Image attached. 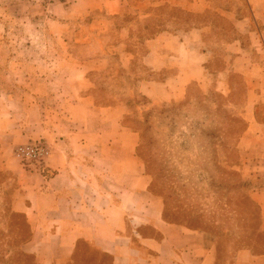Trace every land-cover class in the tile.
Listing matches in <instances>:
<instances>
[{
  "label": "crops",
  "instance_id": "crops-1",
  "mask_svg": "<svg viewBox=\"0 0 264 264\" xmlns=\"http://www.w3.org/2000/svg\"><path fill=\"white\" fill-rule=\"evenodd\" d=\"M156 4L176 13L166 11L153 35ZM228 23L239 38L223 42L224 55L237 66L208 69L207 42ZM141 67L165 76L148 79ZM238 72L249 84L240 170L264 229V0H0V188L1 198L12 197L9 211L29 224L23 251L38 264H66L85 243L112 264H216L208 232L165 219L127 119L129 99L177 100L210 76L227 94ZM122 73L135 89L101 87V78ZM38 139L51 154L20 163L16 146ZM234 260L264 264V253L241 249Z\"/></svg>",
  "mask_w": 264,
  "mask_h": 264
},
{
  "label": "rangeland",
  "instance_id": "rangeland-1",
  "mask_svg": "<svg viewBox=\"0 0 264 264\" xmlns=\"http://www.w3.org/2000/svg\"><path fill=\"white\" fill-rule=\"evenodd\" d=\"M153 8L157 14L153 18L154 31L165 25L166 11L176 13L175 9L165 8V4H156ZM226 26L227 30L218 34L216 43L207 42L214 52L208 69L221 70L227 61L233 65V70L237 66L233 64L234 58L224 55L227 52L223 42L238 39L239 34L231 23ZM244 39L247 40V35ZM141 70V75L148 79L165 76V72L158 73L150 68L141 67ZM232 74L231 90L227 94L220 79L211 76L201 83L196 81L197 85L189 84L185 97L177 100L151 103L146 95L136 92L127 118L139 130V154L145 160L152 190L165 202L163 208L167 216L190 229L213 233L219 250L218 264H233L239 250L248 249L246 247L260 250V242H264L261 207L254 199L250 202L242 195L241 192L248 188L232 187L238 180L244 185L247 181L252 184L242 172L239 177L232 174L229 164L231 156H237L231 154L235 150L241 157L239 142L241 131L247 126L244 107L249 91L243 75L240 72ZM122 75L126 78L110 81L101 78V87L109 88L114 81L113 89H135L137 80L131 74ZM1 196L0 188V218L5 221L3 224L0 219V264H38L32 254L22 249L29 235L23 216L14 214L9 221L5 220L3 214L10 210L12 197ZM250 196L252 198V193ZM91 248L81 244L75 260L72 257L65 263L111 264V260L93 253Z\"/></svg>",
  "mask_w": 264,
  "mask_h": 264
},
{
  "label": "trees",
  "instance_id": "trees-1",
  "mask_svg": "<svg viewBox=\"0 0 264 264\" xmlns=\"http://www.w3.org/2000/svg\"><path fill=\"white\" fill-rule=\"evenodd\" d=\"M187 16H189L188 14H186V17ZM191 17V16H190ZM159 30L157 29L156 31H154V30H152V34L153 35H155L157 32H158ZM236 75H238V74H236ZM233 76H234V74H231V78H233ZM243 77V76H242ZM230 78V79H231ZM245 80V79H244ZM244 83V82H243ZM192 85L194 84V85H197V82L196 81H194V82H192L191 83ZM244 86H245V83H244ZM131 103H132V98H130L129 99V104L131 105ZM132 106V105H131ZM128 118V117H127ZM246 123V122H245ZM133 126V125H132ZM133 128H135L134 126H133ZM246 128H247V126L245 127V129H243L242 131H241V134H240V137L242 136V134L244 133V131L246 130ZM135 130L137 131V132H139V130L137 129V128H135ZM138 153H139V150H138ZM231 154H235V155H237L236 156V158H234V157H232L231 156V159L229 160L230 162H229V164L231 165V167L233 168L232 170H231V173L232 174H235V175H237V177H239V176H241V170H240V166L242 165V161H241V157H240V155H239V152L238 151H236L235 150V152L234 153H231ZM140 155V154H139ZM141 156V155H140ZM142 157V156H141ZM143 158V157H142ZM144 160V159H143ZM144 162H145V160H144ZM146 164V163H145ZM26 165H28V164H25V166ZM234 167H237L236 169L234 168ZM0 175H1V173H0ZM243 183V181L242 180H238V182H235L233 185H232V187H235V189H237V188H239V189H241V188H245V192H241L242 193V195H244L247 199H248V201H250V202H253L254 200H251V199H253V197L251 198V193H252V191H253V189H252V184H250V182L249 181H247V182H245V185L244 184H242ZM247 184V185H246ZM151 189H152V183H151ZM155 194H157V195H159V196H161L159 193H157L156 191H154V190H152ZM250 191H251V193H250ZM162 197V196H161ZM165 202H164V200H163V204H164ZM165 205V204H164ZM166 209V208H165ZM164 212V217H165V219H167L168 221H171V222H174V221H172L168 216H167V214H166V211L164 210L163 211ZM14 214H16V215H21V214H18V213H14V212H11V211H8L7 213H6V216L8 217V218H11V216L12 215H14ZM22 216V215H21ZM23 220H24V224H25V226L29 229V235H28V237L25 239V240H28L29 238H30V228H29V224L27 223V221L23 218ZM261 229H262V227H261ZM202 230H204V231H206V232H208L210 235H211V237L214 239V240H216V238L214 237V235H213V233H210L209 231H207V230H205V229H202ZM262 232L264 231V229H262L261 230ZM260 246L262 247V249H260V250H257V249H254V248H252V247H246V248H248V249H250L251 251H253V252H259V253H264V242L263 243H261L260 242ZM259 246V247H260ZM92 249V251H93V253H99V255H101V256H103V257H105V258H108L109 260H111V264H112V257H111V255H109V254H107V253H103V252H100V251H98L97 249H95V248H91ZM91 249H89V250H91ZM79 250V249H78ZM78 250H77V252H78ZM88 251V250H87ZM217 251H218V255H217V263L216 264H218V260H219V250H218V248H217ZM77 252L73 255V261L75 260V257L77 256ZM89 252V251H88ZM73 263V262H72ZM70 264V263H69Z\"/></svg>",
  "mask_w": 264,
  "mask_h": 264
},
{
  "label": "built area",
  "instance_id": "built-area-1",
  "mask_svg": "<svg viewBox=\"0 0 264 264\" xmlns=\"http://www.w3.org/2000/svg\"><path fill=\"white\" fill-rule=\"evenodd\" d=\"M57 3H71L72 0H46ZM15 157L25 164H42L51 154V147L44 139L19 144L14 150Z\"/></svg>",
  "mask_w": 264,
  "mask_h": 264
}]
</instances>
